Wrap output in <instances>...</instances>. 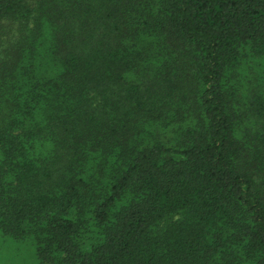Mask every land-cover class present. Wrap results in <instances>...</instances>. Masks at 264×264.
<instances>
[{
    "label": "trees",
    "instance_id": "obj_1",
    "mask_svg": "<svg viewBox=\"0 0 264 264\" xmlns=\"http://www.w3.org/2000/svg\"><path fill=\"white\" fill-rule=\"evenodd\" d=\"M6 259L264 264V0H0Z\"/></svg>",
    "mask_w": 264,
    "mask_h": 264
},
{
    "label": "rangeland",
    "instance_id": "obj_2",
    "mask_svg": "<svg viewBox=\"0 0 264 264\" xmlns=\"http://www.w3.org/2000/svg\"><path fill=\"white\" fill-rule=\"evenodd\" d=\"M252 68V71H247L246 70V72H251V73H254V74H256V72L253 70L255 67H251ZM257 69V68H256ZM258 72H259V68H258ZM261 74H262V72H261ZM245 78V77H244ZM246 78H249V79H251L252 80V78H253V76L251 75V74H248V75H246ZM245 78V79H246ZM248 82H250V80L248 81L247 79H246V84L248 83ZM244 83H245V80H244ZM251 85V83H249L247 86L249 87ZM5 247V246H4ZM18 253V252H21V253H26L27 251L26 250H22V251H17L16 252V250L15 249H12V247H9V248H2V252L1 253H5V255L7 254V253ZM28 252H30V250H28ZM31 253V252H30ZM6 264H11V261H10V259H6Z\"/></svg>",
    "mask_w": 264,
    "mask_h": 264
}]
</instances>
